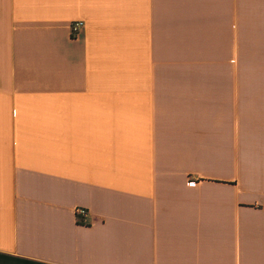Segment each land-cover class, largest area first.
I'll return each mask as SVG.
<instances>
[{
  "label": "crops",
  "instance_id": "1",
  "mask_svg": "<svg viewBox=\"0 0 264 264\" xmlns=\"http://www.w3.org/2000/svg\"><path fill=\"white\" fill-rule=\"evenodd\" d=\"M0 264H264V0H0Z\"/></svg>",
  "mask_w": 264,
  "mask_h": 264
},
{
  "label": "built area",
  "instance_id": "2",
  "mask_svg": "<svg viewBox=\"0 0 264 264\" xmlns=\"http://www.w3.org/2000/svg\"><path fill=\"white\" fill-rule=\"evenodd\" d=\"M85 24L82 21H78L73 23L71 29H72V35L73 37H78L80 35V33L82 32V30L84 29ZM77 218L79 220V222L84 223L85 222V217H86V211L82 208H77L75 210Z\"/></svg>",
  "mask_w": 264,
  "mask_h": 264
}]
</instances>
